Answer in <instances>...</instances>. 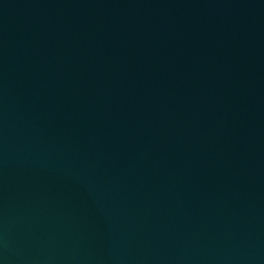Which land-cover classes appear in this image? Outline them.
<instances>
[{
  "label": "water",
  "instance_id": "1",
  "mask_svg": "<svg viewBox=\"0 0 264 264\" xmlns=\"http://www.w3.org/2000/svg\"><path fill=\"white\" fill-rule=\"evenodd\" d=\"M0 264H264V0H0Z\"/></svg>",
  "mask_w": 264,
  "mask_h": 264
}]
</instances>
